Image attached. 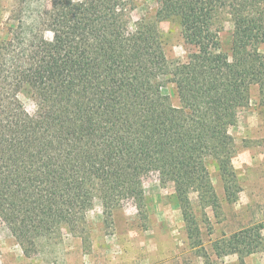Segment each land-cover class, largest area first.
<instances>
[{"label": "trees", "instance_id": "trees-1", "mask_svg": "<svg viewBox=\"0 0 264 264\" xmlns=\"http://www.w3.org/2000/svg\"><path fill=\"white\" fill-rule=\"evenodd\" d=\"M156 2L178 18L191 48L171 68L156 29L129 26L125 0H50L31 32L19 19V30L0 43V217L24 252L62 228L75 231L94 185L108 214L124 199L141 203L140 175L150 170L174 182L183 210L190 192L215 201L204 160L230 166L227 129L252 88L264 87V54L256 50L264 15L253 0ZM222 7L233 16L231 59L213 24ZM164 75L181 106L153 82ZM26 87L46 110H24L16 95ZM253 235L258 241L233 236L217 256L254 253L260 237Z\"/></svg>", "mask_w": 264, "mask_h": 264}, {"label": "rangeland", "instance_id": "rangeland-1", "mask_svg": "<svg viewBox=\"0 0 264 264\" xmlns=\"http://www.w3.org/2000/svg\"><path fill=\"white\" fill-rule=\"evenodd\" d=\"M22 1L0 0V43L19 30V19L23 20L24 34L31 32L36 12L50 7V0ZM125 1L132 7L129 26H153L169 67L183 61L191 48L184 43L178 18L161 14L156 0ZM252 4L264 15V0H253ZM213 24L220 52L231 59V9L216 10ZM45 37L50 39L51 35L46 33ZM256 50L264 54V44H258ZM152 80L172 106H181L171 75ZM16 97L30 115L46 110L30 88L20 90ZM227 132L232 137L230 166L221 170L217 158L204 160L214 202L190 192L189 204L183 210L174 182L150 170L140 175L143 201L137 204L131 197L124 199L108 214L100 185H94L92 205L76 230L62 228L39 238L30 252H24L0 217V264H264V87L261 91L257 86L252 88ZM256 231L260 243L254 253L217 256L233 236L258 241L253 235Z\"/></svg>", "mask_w": 264, "mask_h": 264}]
</instances>
